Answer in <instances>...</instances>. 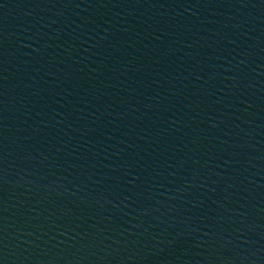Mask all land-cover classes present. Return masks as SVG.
Here are the masks:
<instances>
[{"label":"water","instance_id":"water-1","mask_svg":"<svg viewBox=\"0 0 264 264\" xmlns=\"http://www.w3.org/2000/svg\"><path fill=\"white\" fill-rule=\"evenodd\" d=\"M0 264H264V0H0Z\"/></svg>","mask_w":264,"mask_h":264}]
</instances>
